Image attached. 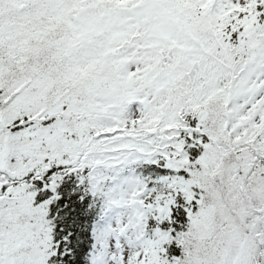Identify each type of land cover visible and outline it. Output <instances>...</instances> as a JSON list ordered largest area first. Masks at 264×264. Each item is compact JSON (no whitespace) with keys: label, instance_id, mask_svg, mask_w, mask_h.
<instances>
[{"label":"snow or ice","instance_id":"obj_1","mask_svg":"<svg viewBox=\"0 0 264 264\" xmlns=\"http://www.w3.org/2000/svg\"><path fill=\"white\" fill-rule=\"evenodd\" d=\"M0 264H264V0H0Z\"/></svg>","mask_w":264,"mask_h":264}]
</instances>
